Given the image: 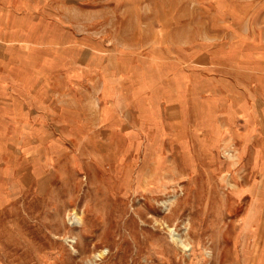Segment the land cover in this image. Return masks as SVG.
Masks as SVG:
<instances>
[{
    "label": "rangeland",
    "instance_id": "rangeland-1",
    "mask_svg": "<svg viewBox=\"0 0 264 264\" xmlns=\"http://www.w3.org/2000/svg\"><path fill=\"white\" fill-rule=\"evenodd\" d=\"M14 22L0 264H264V0H0Z\"/></svg>",
    "mask_w": 264,
    "mask_h": 264
},
{
    "label": "crops",
    "instance_id": "crops-1",
    "mask_svg": "<svg viewBox=\"0 0 264 264\" xmlns=\"http://www.w3.org/2000/svg\"><path fill=\"white\" fill-rule=\"evenodd\" d=\"M28 12H30V10H28ZM33 12L37 13L39 12V9L38 10L33 9ZM8 31L11 33L10 37ZM25 33H27L26 30L22 29V26L16 24L15 22L14 24L3 25L2 31H0V50L2 52V57H3L2 63L4 65L3 73L8 75L9 77L19 78L26 75H30V76L36 75V72H34L32 69L29 70L28 68H26L27 65L25 66L24 60L26 59L34 60L37 58L35 55L32 54L34 50V47H32L34 45V39L32 38V36L26 38L24 35L27 34ZM11 48L17 49L19 55L12 54V52H10ZM25 68L27 70H25ZM64 75L66 77L71 76L70 70L64 71ZM21 82L22 81L20 79V84L18 85L3 86L4 92L10 94L14 93L13 103L15 104L18 103L23 104L24 96L21 95V92L24 85L23 82L22 83ZM32 112H35V117H40V118L42 117V119H45L39 122V124L54 125V123H56L52 120L51 108L49 107H44L42 109L35 108L34 111L32 109ZM15 113L19 114V112L17 111H15Z\"/></svg>",
    "mask_w": 264,
    "mask_h": 264
}]
</instances>
